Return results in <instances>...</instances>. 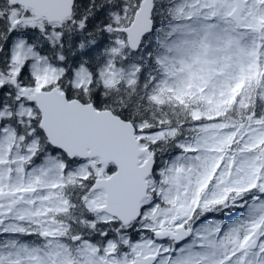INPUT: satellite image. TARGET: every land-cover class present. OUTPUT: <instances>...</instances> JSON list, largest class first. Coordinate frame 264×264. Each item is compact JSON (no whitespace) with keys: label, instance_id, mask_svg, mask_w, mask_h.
Instances as JSON below:
<instances>
[{"label":"snow or ice","instance_id":"6c2138e0","mask_svg":"<svg viewBox=\"0 0 264 264\" xmlns=\"http://www.w3.org/2000/svg\"><path fill=\"white\" fill-rule=\"evenodd\" d=\"M0 264H264V0H0Z\"/></svg>","mask_w":264,"mask_h":264}]
</instances>
